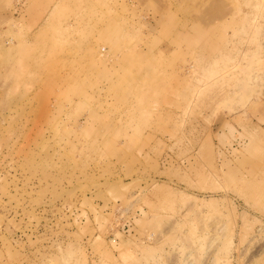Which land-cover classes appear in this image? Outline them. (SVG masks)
Returning a JSON list of instances; mask_svg holds the SVG:
<instances>
[{
	"label": "rangeland",
	"instance_id": "374dc122",
	"mask_svg": "<svg viewBox=\"0 0 264 264\" xmlns=\"http://www.w3.org/2000/svg\"><path fill=\"white\" fill-rule=\"evenodd\" d=\"M0 264H264V0H0Z\"/></svg>",
	"mask_w": 264,
	"mask_h": 264
}]
</instances>
